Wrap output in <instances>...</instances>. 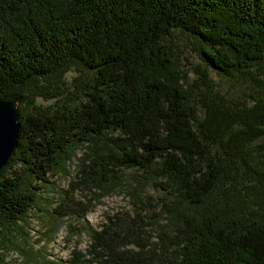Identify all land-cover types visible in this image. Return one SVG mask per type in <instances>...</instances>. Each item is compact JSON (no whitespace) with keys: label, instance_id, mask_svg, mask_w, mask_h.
I'll list each match as a JSON object with an SVG mask.
<instances>
[{"label":"trees","instance_id":"obj_1","mask_svg":"<svg viewBox=\"0 0 264 264\" xmlns=\"http://www.w3.org/2000/svg\"><path fill=\"white\" fill-rule=\"evenodd\" d=\"M177 32L204 64L191 84ZM210 69L247 82L246 101L219 92ZM0 101L19 112L0 169V248L13 244L23 264L39 257L24 231L39 189L81 145L73 186L107 195L135 169L173 198L145 236L144 199L130 186L135 215L108 216L70 264H264V0H0ZM75 206L65 196L56 212ZM17 232L25 245L10 241Z\"/></svg>","mask_w":264,"mask_h":264},{"label":"rangeland","instance_id":"obj_2","mask_svg":"<svg viewBox=\"0 0 264 264\" xmlns=\"http://www.w3.org/2000/svg\"><path fill=\"white\" fill-rule=\"evenodd\" d=\"M170 42L180 62V68L186 76L185 81L191 84L197 77V67L204 64L195 52L191 40L180 32H177ZM210 74L219 92L225 94L234 103L246 101L247 82H237L212 69H210ZM75 75V72H68L66 77L72 80ZM52 102L53 99L38 98L36 100V104L42 109ZM27 108L31 110L30 106ZM86 151L85 145L78 146L74 155L67 161V173L57 172L56 175L49 177V183L43 184L39 189L37 207L30 213L28 223L24 228L30 245H33L35 250H39V257L36 262H31L32 264H70L68 259L72 248L76 247L84 252L90 244L89 232L99 230L102 224L108 223V216L125 215V213L134 216L132 197L127 193L130 186H137L144 199L143 213L147 216L145 221L150 224L145 227L147 231L145 236L147 234L155 236L158 223L167 222L166 217L158 216L156 212L160 208L162 198L172 199L173 197L153 185V181L158 180L152 174L141 176L135 169H124L121 176L125 188L109 191L107 195L98 189L90 191L76 185L73 186L72 182L76 181L80 158ZM262 160L264 162V159ZM65 196L71 197L72 202L76 203V210L60 218L56 209ZM85 209L87 213L83 218L75 215V212L82 213ZM70 225L75 232L73 236L69 233ZM49 227H54V232L50 231ZM22 237H24L23 234L17 232L10 237V241L15 242V245H25ZM23 259L24 256L13 244L5 242L0 248V264H23Z\"/></svg>","mask_w":264,"mask_h":264},{"label":"water","instance_id":"obj_3","mask_svg":"<svg viewBox=\"0 0 264 264\" xmlns=\"http://www.w3.org/2000/svg\"><path fill=\"white\" fill-rule=\"evenodd\" d=\"M19 112L15 101H0V169L17 146Z\"/></svg>","mask_w":264,"mask_h":264}]
</instances>
